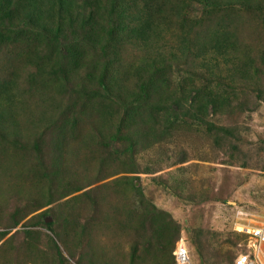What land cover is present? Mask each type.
<instances>
[{"label":"rangeland","instance_id":"374dc122","mask_svg":"<svg viewBox=\"0 0 264 264\" xmlns=\"http://www.w3.org/2000/svg\"><path fill=\"white\" fill-rule=\"evenodd\" d=\"M98 1L112 13L110 0ZM157 1L162 25L154 44L161 50H140L138 42L121 38L104 56L112 60L110 72L119 70L125 89H136L141 56L174 52L180 27L161 17L166 3ZM77 3L68 16L86 19L81 24L86 27L88 12L95 10ZM197 8L191 5L184 13L198 27L205 16ZM221 15L234 22L228 29H236L240 57L251 58L247 69L255 81L207 77V51L189 67L199 74L190 78L198 87L224 91V107L215 113L208 109L199 123L181 116L157 124V130L167 126L165 134L149 148L139 144L125 154L120 153L125 142L114 139L117 121L104 132L107 123L95 108L101 58L93 67L100 52L82 47V66L61 83L63 71L53 72L42 46L0 40V78L17 74L9 87L13 106L0 118V130L8 136L0 142V264H173L180 241L193 264H231L242 239L235 228L264 217V0L229 7L213 22ZM196 26L190 25L192 41L206 34ZM184 61L171 68V82L188 77ZM215 128L227 131L219 137ZM125 168L134 173H122ZM151 206L154 224L146 215ZM159 212L178 229L174 241L173 229L166 236L159 232Z\"/></svg>","mask_w":264,"mask_h":264},{"label":"trees","instance_id":"16d2710c","mask_svg":"<svg viewBox=\"0 0 264 264\" xmlns=\"http://www.w3.org/2000/svg\"><path fill=\"white\" fill-rule=\"evenodd\" d=\"M110 1L112 2V13L109 6L105 7V4L98 0H81L78 6L80 9L92 7L95 10L88 12L85 27L81 24L86 19L78 21L75 19V14L68 16L70 7L78 5L77 0H0V40L4 37L7 40H27L42 46L43 56L47 55L45 59L49 61L48 65L51 66L53 72L56 73L57 67L63 71L59 77L61 83L63 80L69 81V75L82 66V47H92L91 49L100 52L101 56L97 62H94L95 67H93L97 69L101 64L99 61L101 58L103 70L98 78V89L94 93L95 108L98 109H94L99 118H104L103 123H107V125L104 124L107 129L104 132L109 130L112 120L117 121L114 127V139L125 142L124 148L120 150L121 154L131 152L139 144L144 149L154 144L158 135L166 133L167 127L163 126V129L157 130V124H165V122L172 124L174 122L171 120H177L181 116L189 117L199 123L200 116L207 113L208 109H212L215 113L218 107H224L228 98L224 96V91L220 93L208 89L206 85L198 87L190 78L192 75H199L191 69L194 68L193 65L197 59L206 57L204 54L207 51L210 52V56L206 60L207 64H203L208 70L207 77L214 79L217 77L223 80L228 77L231 83L242 78L248 82L255 81V75L247 69L252 62L251 58L244 61L240 57L243 49L242 43L237 39L236 29H228L234 22L223 15L213 22L215 15L219 12L235 5L246 7L252 0H163V3H166V10L161 11V17L165 20L174 19L180 27V31L173 39L174 52L166 54V57L163 52L158 51L155 52V57L150 56L146 59L148 55L141 56L138 67H135L136 77L140 78L137 80L136 89H125L124 80L121 74H118L119 70L115 69L110 72L107 67L110 66L112 60L104 56L121 38L123 42H127L126 39L138 42L141 45L140 50L143 48L161 50L159 45L154 44L162 25L157 20L159 2L157 0ZM191 5H197V9H200L205 16L197 22L198 27L195 25V20L189 18L186 12L184 13ZM54 9H57L56 13ZM94 12L96 15H93ZM44 13H46L45 16ZM100 19L107 23L102 25ZM192 23L206 33L204 38L198 34L194 41L190 39L189 29ZM87 26L92 27L91 31H87L89 29ZM80 28L82 31L84 28L86 30L80 32ZM3 31L6 33L2 34ZM111 42L112 48L110 49ZM37 48H34L35 52L39 50ZM31 58L26 59L29 64L32 63ZM180 59H185L189 75L186 80L178 79L174 83L170 80V72ZM223 65L225 68L221 71L220 68ZM16 77L17 74L12 72L7 78H0L1 119L7 118L6 113L13 106V95L9 93V87L12 86L13 78ZM28 77L32 78L31 75ZM2 102L5 104L4 108ZM0 129L4 128L0 126ZM215 129L219 137L222 132L227 131L223 128ZM7 137L0 130V142H6ZM34 147L37 156H40L38 144H34ZM122 173L134 172L126 169ZM50 202L51 200H48L45 206ZM154 212L153 208L146 214L151 224L157 221ZM159 213L163 219L159 220L161 221L159 232L166 236L173 229L174 241L178 237V229L175 230V224L168 214ZM163 216H166L168 221H164ZM48 229H52L50 224Z\"/></svg>","mask_w":264,"mask_h":264},{"label":"built area","instance_id":"2783aa9c","mask_svg":"<svg viewBox=\"0 0 264 264\" xmlns=\"http://www.w3.org/2000/svg\"><path fill=\"white\" fill-rule=\"evenodd\" d=\"M235 230L242 239L232 264H264V217ZM173 258L174 264H193L189 250L182 241L176 243Z\"/></svg>","mask_w":264,"mask_h":264}]
</instances>
